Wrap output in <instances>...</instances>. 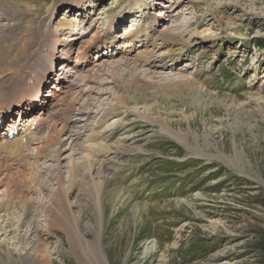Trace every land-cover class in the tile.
Returning <instances> with one entry per match:
<instances>
[{
    "label": "rangeland",
    "instance_id": "rangeland-1",
    "mask_svg": "<svg viewBox=\"0 0 264 264\" xmlns=\"http://www.w3.org/2000/svg\"><path fill=\"white\" fill-rule=\"evenodd\" d=\"M0 1L2 12L12 16L0 23L3 79L22 69L23 56L13 55L25 37L33 41L27 44L32 54L44 43L40 32L55 28L62 15L70 17L74 2ZM128 1L94 0L82 9L87 18L99 17L87 38L115 14L120 38L114 51L103 50L108 61L80 73L79 84L90 80L94 90L92 112L79 115L84 121L64 141L69 151L62 171L54 143L61 136L57 129L69 122L77 88L43 115L49 116L42 136L54 142L41 136L31 148L47 144V158L15 154L9 145L7 161L0 158V177L7 181L0 185V264H31L32 258L83 264L87 244L75 251L60 218L78 222L88 243L99 234L109 264H264V0H144L147 19L136 16L137 8L123 14ZM163 3L172 16L153 35L159 37L162 67L149 71L144 47L123 60V35L136 25L148 30ZM48 6L56 10L52 17ZM168 27L175 34L168 35ZM94 55L90 51L88 60ZM71 146L77 154L69 160ZM242 151L251 166L236 162ZM84 158L93 161L101 192L92 188ZM12 159L17 164H9ZM78 159L80 166L70 173L69 162ZM36 162L40 172L34 171ZM60 212L68 217H57Z\"/></svg>",
    "mask_w": 264,
    "mask_h": 264
},
{
    "label": "bare ground",
    "instance_id": "bare-ground-1",
    "mask_svg": "<svg viewBox=\"0 0 264 264\" xmlns=\"http://www.w3.org/2000/svg\"><path fill=\"white\" fill-rule=\"evenodd\" d=\"M92 1L94 2V0H91L89 2L85 1L82 3V0H65L63 3L74 2L73 5H71L72 6L70 10L71 12H69L71 13L70 17H67L66 15H62V17H60V19L57 20L55 28L50 27L51 26L50 25L49 26L50 28H48L46 31L42 33L40 32V37L44 43L38 46V48H35L34 52L32 51L33 52L32 54H30L27 51V48L29 47L27 46L28 42L30 43L33 42L32 39L30 40L29 37H25L23 41L24 44H22V46L18 48L16 52H14L13 58H17L18 56L20 57L23 56V60L21 61V65L23 64L22 69H20L19 71L17 70V72L15 71L14 75L6 76L5 74V78L3 79L0 78V150L3 149V151L0 152V158H4L3 164L4 162L7 161V155H6V153L8 152L7 145H9L10 150L14 149V147L16 148V150L14 149L15 154H25V156L27 154V158L33 156L35 159L38 158L37 159L38 161L39 159L47 158L45 156L48 155V152H46L44 149L45 145L47 146V144L41 145L39 144L40 143L39 142L37 143V145H39L37 150L33 151L31 148V145L36 143L34 141L36 139H39L44 133H46V130L48 128L42 125V122L43 120L45 121V119L49 115L46 118H44L43 115L46 112L52 111L53 110L52 108L55 107L56 105H59L62 97H64L63 95L67 91H69L71 88L72 89L77 88V91H76L77 95H75L76 98H74L76 105L74 104L75 106L74 107L72 106L73 109L70 108L71 110H73V112L69 110V112L72 113L71 116L69 117V122L62 124L61 129L59 128L57 129L58 130L57 133L59 135L61 134V136L59 137L57 143H54L55 145H57L56 154L54 153L55 161L58 164L57 167L59 169V172L62 171L61 170L62 162L63 160L67 159L66 153L67 151H69V148L67 149L66 146L64 145L65 144L64 141L67 139L73 138L74 135L71 136L72 135L71 132L74 131V127L78 128L79 127L78 124L82 120L84 121V118L86 116L82 118V117H79V115L85 114L89 116V114L92 112V110H90L89 108L90 105L88 106V102H89L88 100H90V98L92 97L90 93L94 92V90H92V87L88 86V83L90 84L91 81L89 80V76L87 75H86L87 76L86 80H89L88 83L86 84L84 83L83 85L79 84L78 78L80 76V73L85 72V71L88 72V70L90 71V69L95 70L96 68L101 67V65L105 61H108L109 59L104 58V52L102 50L107 49V48L109 49L111 47L114 48V43L116 42V38L118 37L117 36L118 34L116 35L117 32H115L116 26L114 23L116 22V19L118 18L117 16H119V14L117 16L115 14V16H111L107 18V20L102 24V27L100 30L92 32V35H93L92 38H87L88 34L91 32V29L94 28V26H96V25H93L92 22L95 21L96 23L99 17L97 16H95L94 18L89 17L88 19L91 20L89 29L87 28V30H84L82 28L83 25L87 26V24L89 23V22L84 23L85 18L87 17V11L78 10V12L76 13L75 9H86V7L95 5V3H93ZM128 2H129L128 3L129 8H123L124 10L128 9L129 11H134L137 8L139 9V12L141 11L140 14L139 13L137 14V16H140V18L143 16L144 19H147V17L150 16L148 14H145L146 6L142 4L144 0H129ZM168 7H170L168 3H163V8L159 11L158 14H155V18H153L154 16L152 17L153 18L152 23L147 25L148 30L145 27L144 29L142 26L136 25L135 28L132 27V29L123 36L124 40L121 41V46L122 48H124L123 52L125 53V55H123V53L121 52V55H122L121 58L123 60L125 61L131 60L133 56H136L140 52H143L142 49L140 48L144 47L143 50L148 52L147 54L148 59L145 61L144 65L148 66V69H150L149 71H153L151 69H158L162 67L163 64L160 63L161 60L158 59V54H157V51L160 49L157 43V40H159V37L157 35L156 36H153V35H154V31L155 32L157 31V26L162 25L164 21L168 20L167 16H172V14L171 15L169 14V12L172 11V9L171 10L169 9L167 11L164 10V8H168ZM124 10H122V12ZM128 10L124 11L123 14L129 12ZM55 11H56L55 8L53 9L50 6H48L46 13H48L49 17H52ZM11 18L12 16L7 15V12L5 11L2 12V8L0 5V23L3 20H7L8 22H10ZM160 19H162L163 21ZM175 27L176 29L180 28V24L175 25ZM165 32L168 35L175 34V32L171 31L169 27L167 30H165ZM151 35L153 37L152 39L150 37ZM239 36H243V35H239ZM204 40H205L204 38L199 39V41H202V42ZM161 44L164 45L165 43L161 41ZM60 45L61 47L58 50L57 46H60ZM148 47L150 48L152 47L151 49V51H153L152 53H149ZM92 50L95 51V55H94L95 57L91 62H88V55L90 54V51ZM26 53L33 56L34 59L36 60V63L29 60L30 57H28L29 55H25ZM113 54L114 53H111L109 57L113 58L112 57ZM2 59H3V56L0 53V62L2 61ZM72 61H75V62L72 64ZM58 62H61L60 66H57ZM139 64H141V62ZM87 67L88 69L86 70ZM52 79H56V80L55 82H53V85H51L50 88L46 90L47 83L51 81ZM44 91L46 93H44ZM66 95H68V93ZM64 101H66V99H64ZM77 105L80 107H76ZM74 111H78V112L76 113ZM5 121L8 122L7 133L4 132L3 130V127H4L3 124L5 123ZM44 123L46 124V122ZM71 123L74 125H71ZM33 126H34V130H33ZM53 126H55V124ZM55 128H54V131H56ZM163 128L167 131H170V128L168 126L163 125ZM12 129L13 130L16 129L17 134L14 135L12 138H10L8 136V132ZM47 135L48 134H46L45 136H42L41 138H44V140H46V142L48 143H53L54 142L53 138ZM79 136L80 135H78L77 138H79ZM49 145H52V144H49ZM24 147H28L26 148L27 151L25 152L23 151ZM75 154H77V149H74L72 147V153L69 156L70 158L69 160H71V158ZM243 156H244L243 151L236 153L235 155L236 162H238L239 164L244 163V165L251 166L250 161L246 160ZM84 159L85 161H84L83 168L84 169L86 168V170L89 172V175L93 179V183L91 182L92 188H95V189L97 187L99 188V183L96 181V176H95L96 172H94L95 168H94L93 161L90 160L89 158L87 159L84 158ZM79 162L80 160L79 161L76 160V162L75 161L69 162L70 173L71 172L73 173L74 168H76L77 166H80ZM14 163H16L15 160L9 162V164H14ZM36 163L38 165H35L36 167L34 171L40 172V168H41L40 163L39 162H36ZM0 165H2L1 162H0ZM28 165L29 163L27 161V166ZM27 166L25 165L23 168L21 166L22 168L20 169L21 173H24L26 171L25 169L27 168ZM4 182H7V181H4ZM4 182H3V179L0 177V185H2ZM5 185L7 184L5 183ZM99 189H100L99 192H101L102 190L101 186ZM97 201H98L96 202L97 205L100 206L101 197H100V200H97ZM57 217H68V216L63 215L60 212L59 214L57 213ZM67 219L60 218L59 226L62 227L64 231L67 233L70 245L75 251H77L78 248L79 250L80 249L83 250V248L85 247L83 244L85 243L87 244V248L85 249L86 253L84 254V256H82V259L84 260V262L89 263V264H109L107 258L102 252V247L100 244V235L99 234L97 235L96 233L95 240H92L90 241V243H88L84 239V236L80 233V228L78 226L79 224H77L78 222H76V224L73 223L74 225H72V223L69 224ZM30 262L31 264H49L48 260L41 261L38 258H32L30 259L29 263ZM84 262H81V263L86 264Z\"/></svg>",
    "mask_w": 264,
    "mask_h": 264
}]
</instances>
